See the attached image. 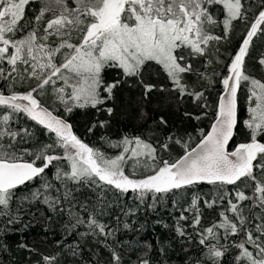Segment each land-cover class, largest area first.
Here are the masks:
<instances>
[{
    "label": "snow or ice",
    "instance_id": "snow-or-ice-1",
    "mask_svg": "<svg viewBox=\"0 0 264 264\" xmlns=\"http://www.w3.org/2000/svg\"><path fill=\"white\" fill-rule=\"evenodd\" d=\"M125 92L135 124L114 138ZM153 93L211 116L195 146L149 120ZM78 109L109 117L86 129L99 143ZM161 205L183 264H264V0H0V256L42 224L50 250L16 241L27 264H168L159 238L122 239Z\"/></svg>",
    "mask_w": 264,
    "mask_h": 264
},
{
    "label": "trees",
    "instance_id": "trees-1",
    "mask_svg": "<svg viewBox=\"0 0 264 264\" xmlns=\"http://www.w3.org/2000/svg\"><path fill=\"white\" fill-rule=\"evenodd\" d=\"M240 29H237V35L239 34ZM222 91V85L217 84L215 89L211 90V96L209 102L215 107V102L218 100V92ZM138 93L133 92L132 96H135ZM128 93L125 92L122 94L121 103L117 106L116 115L111 118L112 125L109 128V133L114 137H119L123 132L131 131L135 121L130 118L125 117V105L127 100ZM245 102V97L241 95V116L245 113L243 111V105ZM186 108L177 109L175 103L168 101L164 95L153 93V99L148 105L149 120L156 119L158 120L160 116H164L169 121V127H179L182 130L187 129L189 132L193 133V144L197 142V133L196 130L200 127H203L205 130L208 129L211 121V116L203 120L197 121L194 119H187L183 116V111L187 110L195 114L200 113V109L195 108L190 102H186ZM97 119H109L106 113L98 114L95 110L86 109V110H76L70 117V122L74 125V131L81 136L86 142L99 143V134L101 130H97L96 135H89L86 133L87 127ZM243 137H237L234 140V143L242 142ZM109 154H112L113 150L108 149ZM183 150L177 148L175 150L176 155H181ZM136 219L140 224L144 225L143 231L137 237L133 233H128L125 236H122V239H136L139 238L142 241L150 242L158 248L157 238L162 241L165 246H169V252L171 254V260L168 264H183V253L180 249L179 242L175 238V233L172 230L174 224L173 217L171 215L170 207H165L163 205L159 206L156 212H141ZM160 220L162 223L156 224L155 221ZM207 223V221H206ZM169 225L168 228H165L163 225ZM43 225L38 224L33 230L26 233L23 237L19 233L15 234L9 244L12 246V250L6 253L3 256H0V264H27L28 254L16 248V241L19 239H24L30 244H34L36 247L40 248L41 251H48L47 244L41 243L45 239L43 235ZM48 239L52 240L54 237L49 233ZM84 258L86 259L90 254V249L88 245H84ZM102 258L106 261L108 255L106 252L101 253ZM81 264H84V260L81 261Z\"/></svg>",
    "mask_w": 264,
    "mask_h": 264
},
{
    "label": "water",
    "instance_id": "water-1",
    "mask_svg": "<svg viewBox=\"0 0 264 264\" xmlns=\"http://www.w3.org/2000/svg\"><path fill=\"white\" fill-rule=\"evenodd\" d=\"M209 127H210V125H209ZM209 127H208V128H209ZM192 146H195V144H194V145H192ZM182 154H183V153H182ZM182 154H181V155H182Z\"/></svg>",
    "mask_w": 264,
    "mask_h": 264
}]
</instances>
